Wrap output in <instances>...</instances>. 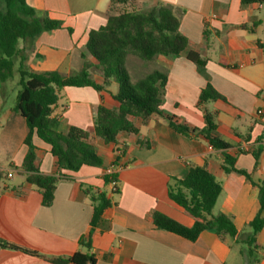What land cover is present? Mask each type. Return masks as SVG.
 <instances>
[{
	"label": "crops",
	"instance_id": "crops-1",
	"mask_svg": "<svg viewBox=\"0 0 264 264\" xmlns=\"http://www.w3.org/2000/svg\"><path fill=\"white\" fill-rule=\"evenodd\" d=\"M38 16L62 22V27L43 31L30 42H21L26 66L34 72H78L89 30L106 22L109 0H26ZM134 8L147 10L168 4L179 15V31L188 39L187 51L205 60L199 66L185 56L158 55L142 60L129 53L124 65L132 82L154 70L166 76L160 106L173 121L192 128L205 125L204 110L213 113L217 133L229 143L227 153L234 170L225 171L223 153L199 134L174 130L165 115L152 113L134 120L135 133L120 132L113 143L93 134V117L98 105L118 107L112 97L117 84L110 80L101 91L91 87L66 86L52 108L59 127L74 125L89 132V142L102 158L100 167L83 165L77 171L61 170L49 205L42 204L37 188L26 182L22 163L27 152L24 118L6 104L0 87V240L25 249L0 248V264H56L75 252L91 253L95 264H240L231 243L221 241L209 230L195 240L158 228L153 212L164 214L186 226L192 220L168 196L173 180L186 176L189 167L204 166L221 185L213 213H224L240 231L259 208L258 187H264V56L258 41H264L263 6H242L241 0H131ZM260 20L252 32L240 27L250 18ZM68 28L71 30L68 31ZM89 75L102 83V74L88 58ZM96 70V71H95ZM101 72V71H100ZM210 83L224 100L197 106L201 89ZM261 110V113H258ZM39 170L55 173L56 158L37 136ZM115 185L105 184L103 173L116 159ZM260 149V150H259ZM257 159L253 152L258 151ZM245 171L251 181L242 173ZM10 174V175H8ZM115 188V191L113 190ZM104 192L110 205L92 227L93 203L90 190ZM264 218V208L262 210ZM91 232V234H90ZM89 243V247L86 245ZM258 260L264 264V224L256 235ZM66 264H75L68 262Z\"/></svg>",
	"mask_w": 264,
	"mask_h": 264
},
{
	"label": "trees",
	"instance_id": "trees-1",
	"mask_svg": "<svg viewBox=\"0 0 264 264\" xmlns=\"http://www.w3.org/2000/svg\"><path fill=\"white\" fill-rule=\"evenodd\" d=\"M258 4L264 7V0H241L242 6ZM106 14V22L88 32L81 53L83 66L80 71L68 75L56 70L34 72L26 66L24 48L19 47V44L32 41L43 31L61 28L62 22L47 16H38L26 0H0V87L17 73L19 88L13 109L24 118L28 129L24 138L27 152L21 167L26 182L40 192L42 204L51 203L56 183L67 177L61 170L77 171L83 165L100 167L103 164L102 158L89 142L88 130L74 125L62 129L57 118L51 116L52 108L59 99V91L66 86L91 87L101 91L110 80L116 82L117 91L112 97L117 101L118 107L109 109L100 104L93 117V134L104 143L115 142L120 132L135 133L137 129L134 120H145L152 113H157L165 115L174 130L183 134L201 135L212 148L223 153V169L234 170V159L226 152L230 145L218 135L213 113L204 110L205 125L200 129L176 123L173 116L163 114L160 108L166 83L165 74L154 70L132 82L124 65L129 53L142 60H150L158 55L176 57L184 52L189 60L199 66L204 65L205 60L196 52L187 51L188 39L179 31L180 17L173 7L158 3L150 9L139 10L134 8L131 0H109ZM260 22L253 17L248 24H241L240 27L252 32ZM257 43L264 56V41ZM88 58H93L101 70L102 83L90 78ZM216 100H224V97L207 83L199 93L197 106L203 107L207 102ZM33 135L48 144L49 152L56 158L58 170L55 173L45 174L39 170ZM259 150L253 152L255 159ZM238 172L251 181L245 171ZM102 178L105 184L115 183L116 172L103 173ZM252 183L258 187L259 208L248 222L247 232L237 229L230 216L213 213L221 185L204 166L189 167L184 178H175L168 186L169 198L181 207L183 213L192 220V224L183 225L159 212H153L152 221L156 227L188 240H195L203 230L212 231L221 241L228 240L240 245L242 264H255L258 260L256 235L264 224L261 214L264 208V187ZM92 189L89 188L93 203L91 225L94 227L110 201L104 192ZM86 245L89 247V243ZM0 248L34 253L2 240ZM52 262L95 264V258L91 253L75 252L66 258H53Z\"/></svg>",
	"mask_w": 264,
	"mask_h": 264
},
{
	"label": "rangeland",
	"instance_id": "rangeland-1",
	"mask_svg": "<svg viewBox=\"0 0 264 264\" xmlns=\"http://www.w3.org/2000/svg\"><path fill=\"white\" fill-rule=\"evenodd\" d=\"M258 12H259L260 16L264 17V8H263V10H260ZM100 71L101 70H97L96 72L98 74H100L101 73ZM91 78L96 80L94 77H91ZM17 80H18V75L15 72L14 76L11 79H9L8 81H6L2 84V86H4L2 89V93L6 97V99H5L6 104H10V103H13L15 101V95H16V92L19 88V86L17 85ZM231 245L234 248V251L236 252V254L239 256L240 255L239 254L240 245L234 244L232 242H231ZM241 259H242V257H241ZM240 264H242V262Z\"/></svg>",
	"mask_w": 264,
	"mask_h": 264
},
{
	"label": "built area",
	"instance_id": "built-area-1",
	"mask_svg": "<svg viewBox=\"0 0 264 264\" xmlns=\"http://www.w3.org/2000/svg\"><path fill=\"white\" fill-rule=\"evenodd\" d=\"M257 6H262V5L258 4ZM258 113H261V110H258ZM114 153H115L116 159L114 160V162H112L110 164V166H108L105 169L104 173H106V174H113L116 172V170H120L122 167H124L123 161H121V160L117 161L118 158L121 157L123 154L122 150L117 148V149H115ZM8 175H10V174H8ZM111 184H113V186L115 185L114 182H111ZM113 190L115 191L114 187H113Z\"/></svg>",
	"mask_w": 264,
	"mask_h": 264
}]
</instances>
